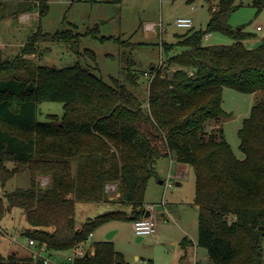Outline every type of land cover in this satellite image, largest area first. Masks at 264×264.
Segmentation results:
<instances>
[{
    "label": "trees",
    "instance_id": "trees-1",
    "mask_svg": "<svg viewBox=\"0 0 264 264\" xmlns=\"http://www.w3.org/2000/svg\"><path fill=\"white\" fill-rule=\"evenodd\" d=\"M48 1L14 4L15 12L37 8L40 21L20 52L0 58V186L20 168L30 173L29 186L0 192V221L19 207L27 237L45 242L50 251L70 249L104 220L128 215L111 210L78 226L77 200L108 202L106 188L113 182L120 193L114 201L133 205L130 217H140L146 212L148 181L158 175L157 160L173 156L195 170L198 245L207 248L216 264H264V98L255 101L239 128L243 158L219 125L230 115L223 107L224 87L264 91V41L247 46L245 39L253 33L229 22L234 0H219L205 29L191 28L176 42L161 43L166 57L150 69L147 103L128 86L139 84L133 68L126 81L114 76L110 81L96 73V65H48L28 56L37 52L41 40L74 37L71 29L43 30ZM212 31L233 41L206 43ZM178 46L182 49L176 52ZM85 50L97 62L96 52ZM44 101L62 102L63 113L40 119ZM40 174L50 175L46 186L40 184ZM187 241L192 243L187 236L181 243ZM93 246L94 252L77 257L76 264L124 262L112 239ZM0 264L46 263L0 251Z\"/></svg>",
    "mask_w": 264,
    "mask_h": 264
},
{
    "label": "rangeland",
    "instance_id": "rangeland-1",
    "mask_svg": "<svg viewBox=\"0 0 264 264\" xmlns=\"http://www.w3.org/2000/svg\"><path fill=\"white\" fill-rule=\"evenodd\" d=\"M5 2L7 4H5ZM19 0H0V58L13 57L25 44L28 36L38 27L40 16L36 8L33 11H14V4ZM50 10L42 17L44 31L71 29L72 41L55 39L41 40L35 54L28 55L36 63L64 66L76 62L96 65V73L106 80L117 77L126 81L129 68L138 72L139 84L128 82L129 88L135 91L144 102L148 98L150 69L165 61L166 52L161 43L176 42L180 34L189 29H205L209 14L219 0H49ZM264 0H234L235 8L231 11L229 22L233 27L243 26L251 31L252 36L245 39L249 47L259 45L264 41ZM188 16L193 20V27L176 24L178 16ZM258 25L261 28H258ZM96 28L98 31L96 32ZM102 36H106L102 38ZM126 40L127 44L118 43V39ZM206 43H229L233 41L230 35L212 31L204 38ZM86 48L96 52L95 62ZM182 48L178 46L176 52ZM171 53V52H170ZM132 58L133 63L130 59ZM132 70V69H130ZM146 72H148L146 74ZM256 95V97H254ZM245 93L233 87L226 86L223 91V107L230 115L219 123L224 128L225 136L231 143L238 157L243 158L240 148L239 128L249 115L254 99L264 98V91L257 94ZM40 119H45L48 113H63L60 101H44L40 104ZM179 162L169 158H161L157 169L164 182L153 176L147 184L145 197L149 201H166L173 212L169 219L160 214H154L157 220L155 234L145 235L138 239L133 228L130 213L122 218H110L100 223L81 243L84 249H93L97 240L106 239L109 232L116 249L124 254L122 264H216L209 257L206 247L195 244L183 245L180 241L185 236L198 240V212L193 203L195 193V170L178 171ZM13 166V162L8 163ZM194 174V175H193ZM46 174H40V184L46 186L49 182ZM180 181L181 184L176 182ZM30 173L21 169L7 183L0 186V192L17 186H29ZM5 186V187H4ZM149 186V187H148ZM110 198L115 199L117 189L108 190ZM119 202H96L92 200L76 201V220L81 225L86 219L95 217L111 210L123 209ZM155 208V207H154ZM25 220L19 207H14L9 215L0 221V251L8 256L16 251L19 255H30L28 237L23 233ZM172 244L176 246L173 247ZM264 253V237L262 240ZM47 251H44L46 254ZM71 249L61 251L48 250L51 260L46 264H69L68 255ZM198 261V263H197Z\"/></svg>",
    "mask_w": 264,
    "mask_h": 264
},
{
    "label": "built area",
    "instance_id": "built-area-1",
    "mask_svg": "<svg viewBox=\"0 0 264 264\" xmlns=\"http://www.w3.org/2000/svg\"><path fill=\"white\" fill-rule=\"evenodd\" d=\"M217 6V5H216ZM216 6H214L213 8L215 9ZM176 24L179 26H185V27H192L193 26V20L192 18L188 17V16H178L176 18ZM258 28H261L260 25H258ZM209 35V33L206 34V37ZM159 65H162V61H160ZM148 72H146L147 74ZM152 76V74L150 75V77ZM50 181V178L47 177ZM48 181V182H49ZM116 188V183H108L107 184V190L110 189H115ZM148 207L151 210H154V204H149ZM133 228L136 234L141 235V236H145V235H151V234H155L156 229H157V221L155 216L153 215V213L151 212L149 216H145L142 215L140 217L134 218L133 219ZM84 242V241H82ZM79 242L77 244H75L72 248H70L72 250V253L70 255H68V259L70 261L69 264H76V258L85 255V253L87 251L90 252V250L84 249L81 246V243ZM28 243L31 246H35L32 249L33 252V256L34 257H39L42 258L44 260L45 263H50L51 260L49 259L47 252H48V248H47V244L45 242H42L41 244H37L38 241H36L33 238L28 237ZM44 251H47L46 254L44 253Z\"/></svg>",
    "mask_w": 264,
    "mask_h": 264
},
{
    "label": "crops",
    "instance_id": "crops-1",
    "mask_svg": "<svg viewBox=\"0 0 264 264\" xmlns=\"http://www.w3.org/2000/svg\"><path fill=\"white\" fill-rule=\"evenodd\" d=\"M210 16H211V12H210V14H209V18H210ZM209 20V19H208ZM193 26H194V24H193ZM192 26V27H193ZM212 34V32H209V35L207 36V37H209L210 35ZM1 42V41H0ZM162 48V47H161ZM139 76L140 75H138L137 77L139 78ZM259 91H257V92H254V93H252L253 95L254 94H257ZM254 97H256V95H254ZM148 99V98H147ZM255 101H256V99H254ZM145 103H147V101L145 102ZM250 112V111H249ZM220 124V123H219ZM211 125H215V124H211ZM244 154V153H243ZM161 158H169L170 160H175L176 161V158L175 157H173V156H163V157H160L159 159H161ZM159 159L157 160V163H156V169H157V166H158V161H159ZM179 163L178 164H176V166H178V171L180 170V172H185L186 170H189V169H192V167H191V164H189V163H185V162H180V161H178ZM157 173H158V175L156 176V177H160L158 180H159V182L160 183H162V182H164V176H162L161 175V173H159V171H158V169H157ZM45 175V174H44ZM194 175V174H193ZM46 176H48V177H50V175H48V174H46ZM194 178H195V192H196V175H194ZM151 180V179H150ZM177 184H181L180 183V181H177L176 182ZM5 187V186H4ZM149 187V186H148ZM16 188V187H15ZM14 189V188H13ZM148 189V188H147ZM7 189H5V190H3L1 193L3 194L5 191H6ZM8 190H10V189H8ZM12 190V189H11ZM107 191V190H106ZM147 191V190H146ZM108 192V191H107ZM119 192H118V195L115 197V199H117L118 197H119ZM108 195H109V198H110V194H109V192H108ZM146 196V195H145ZM115 199H112V198H110V202H113V203H116L117 204V201H114ZM120 203V202H119ZM193 203L195 204V206H196V210H197V212H198V208H199V205H197L196 203H195V193H194V198H193ZM149 204H154V210H151L149 207H148V205ZM168 205V203L166 202V201H159L158 199H156L155 201H149V200H147V198L145 197V199H144V207L146 208V211L147 210H150V213L152 212L153 213V215L155 214H160V216H162V217H157L158 219L159 218H163V219H169V214H172L171 212H173L172 210H171V208L170 207H168L167 206ZM124 206V208H123V210H125V211H127V213L129 214L130 213V215L131 214H133V205H123ZM146 213V212H145ZM145 215V214H144ZM91 218V217H90ZM87 220V219H86ZM157 221V220H156ZM78 226H80V225H78ZM115 233V232H114ZM91 235V234H90ZM114 235V234H113ZM186 237V236H185ZM188 238H189V236H187ZM184 238V237H183ZM191 239V238H190ZM192 240V243H189L188 241L186 242V244H183V245H190V244H196L197 245V241H194L193 239H191ZM180 243H181V241H180ZM29 244V243H28ZM182 244V243H181ZM115 245V244H114ZM172 246L173 247H175L176 245L175 244H172ZM28 247V249H29V253H30V255H32L33 256V252H32V249L35 247V246H31L30 244H29V246H27ZM93 247V249H90V253H93L94 252V246H92ZM197 263H198V261H197Z\"/></svg>",
    "mask_w": 264,
    "mask_h": 264
},
{
    "label": "water",
    "instance_id": "water-1",
    "mask_svg": "<svg viewBox=\"0 0 264 264\" xmlns=\"http://www.w3.org/2000/svg\"><path fill=\"white\" fill-rule=\"evenodd\" d=\"M173 70H174V69L170 70V72H173ZM149 215H150V210H147L146 213H145V216H149ZM113 234H114L113 231L109 232V233L107 234V236H106V239H111L112 236H113ZM142 237H143V236L138 235V239H140V238H142ZM89 253H90V252L87 251V252L85 253V255L88 256Z\"/></svg>",
    "mask_w": 264,
    "mask_h": 264
}]
</instances>
